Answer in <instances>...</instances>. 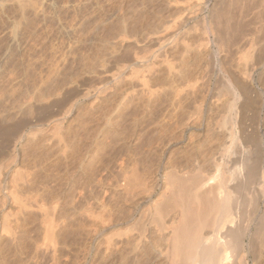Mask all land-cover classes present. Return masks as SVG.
<instances>
[{
    "label": "rangeland",
    "instance_id": "374dc122",
    "mask_svg": "<svg viewBox=\"0 0 264 264\" xmlns=\"http://www.w3.org/2000/svg\"><path fill=\"white\" fill-rule=\"evenodd\" d=\"M180 2L181 0H0V164L4 163L7 159H10L11 156L14 155V158L16 159V162L18 164L17 168L23 175V179L19 181L18 184L19 186L24 187L25 190H27L25 191L24 195L27 194L28 196L32 197L35 196V198L39 201L47 200L45 202V205L50 211L49 213L52 212V208L53 206H55L54 204L57 203L55 206L56 208L53 211L54 215L52 214L53 212L51 213V217L54 221L52 234L54 241L57 243L55 244L57 246V251L55 252L54 258H51L54 261L50 259V251L48 252L49 254L44 252V247L42 246L44 242V229L42 222L40 223V221H42L43 219L41 217V214L38 216L37 213L35 214V216L33 215L34 218L33 216L29 217L27 215L29 221H23L21 225L25 227V229L28 228L27 233L25 234L24 232V236L27 235V238L25 237L23 239L24 248H22V250L25 249L27 252L29 251V253L22 250V252L20 251L19 253H16V251L13 249H11V251L7 250L3 255L6 258L0 259L1 262L4 263L6 261V264L7 262L8 264H19L20 262V264H35V262L36 264H100V256L102 255L103 251V249H101L103 247L100 246H102L101 238L104 231L103 227L101 228L100 225L102 224L100 223V218L102 219V213L103 216L106 214L105 217H109V215L112 216L115 213L118 204V189L120 188L119 183H117L119 181L117 177L120 178V175L118 176V174H120L118 168L121 167L120 165H123L125 163L124 160L131 154V148L129 149L128 142L129 146H135H133V148L135 149L134 153L136 155H132V158L138 160L140 169H143V167L144 170L147 169L142 174L147 179V181L151 183H147L148 187L153 184L152 188H154V192L156 193V195L160 194V192L162 191L161 189L163 187V179L161 172L164 168H167L168 170L174 169V171L178 172V175L184 174L183 176L188 174L191 176L192 173L196 174L195 170L202 169V167L204 166L200 165L202 167L197 168V165L201 164V161L202 164L203 162L205 163V161L202 160L203 158L201 157H204V154H207L208 151L212 150V148L213 150L215 147L217 148V145H219L217 143L226 144L225 142H229V135H231V133L232 135H234V138L235 136L237 138H233L232 143L230 141V143L226 145L229 146L230 149L234 152V156H239L241 153L245 155V160H247V158L248 160L251 158L257 159L258 163H261L259 165L260 172L264 171V102L259 95L261 88H264V67L261 69L259 66L260 64H255L256 66H254V62L256 61L252 59L254 55L256 56L259 53H262L261 55L264 58V30L259 31L258 29L257 31L258 25L261 20L264 21V3L262 4V7V5L260 4L261 0H255V2L254 0H194L195 3L191 0L190 7L192 8L184 9V7H187V3H185V0H182L181 3ZM221 3L224 4L222 5ZM193 5H195V12L198 11L196 13V16H194L196 19H198V22H196L197 24L193 22V24L197 25H194L196 26V29L197 27L202 28L195 31L192 22H189L187 23V25L189 26H185L183 28L184 31L182 29L179 30L180 32L183 31L182 33H180V35L178 34V24H180L178 22L183 19L185 13L187 12L191 13L192 15L195 14L193 12L194 10H190L193 9ZM197 5L199 7L202 6V8L200 7L199 9ZM248 5H250L249 9ZM256 6H258V8ZM213 9H215V11ZM183 11H185V13H183ZM211 11L213 12V16L212 20H209L208 17L210 16L209 14L211 13ZM239 11L240 13H242L241 11H243L242 14L244 15H239ZM178 15L180 17L182 16L181 19ZM177 18H179L178 21L176 20ZM174 20L177 22H175ZM159 21L160 25L163 23V25H165L167 23V26L171 25L174 22L175 23L171 27L173 29H169V26V30L167 31L165 26L162 25V29V27L158 25ZM201 21L204 23H202ZM209 21H212L211 25L215 24V26H212H214L213 28H215L217 34L223 35V37L221 36L222 39L226 38L223 42L225 44H228V48L232 41L231 39H233V42L235 43L237 41L236 39L238 38L237 43H235L237 47L235 45L231 46L228 50L232 49V51L227 52V56H221V58L223 57L221 61H224V63H226L223 64V66H219L220 64L216 63L213 68L214 70L212 71L214 74L211 72V75L209 74L208 76V74H206L207 76H203L204 79L206 77H209V79H205L206 81L209 80V82H206L203 78L199 79L200 81H196V79H198V74L195 71V66H193L194 60H196L195 62L199 61L195 55V50L198 45V43L196 44V42L200 38L199 36H202L201 34L203 32L200 31H204L203 29L209 26L207 25L209 24ZM152 22L155 24L151 25ZM146 23H148L150 26ZM156 24L161 27H159V30H162L158 32L159 30L157 31L156 29H152V32L155 33L153 30L157 31L161 40L164 39L163 41H161L162 45H164L162 50H164L166 53L169 52L167 55L168 57L170 56L168 60L170 59L169 61L170 64H172V68H170V71V69H167V65L166 68L163 66L165 64L161 65V58L160 60L159 58L155 59L154 62H156L158 69L160 68V73H158L160 75L162 74V82H160V75H158L159 77H157V81H159L160 83L156 84L155 82L154 84L156 85L153 84L155 86L153 88L155 90V94L152 95L153 97L151 96L149 101L146 100V97H142V95H140L141 93H139L140 87L136 83L130 84V86L135 85L133 86L135 88H133L132 86L130 88L126 86L128 88L127 89L125 85L129 86L128 82L127 84H121L118 88L116 87L117 91L115 92L118 93L110 96V99H105L104 102L106 103H102V107H99L97 111L89 112V110L87 109L89 107L91 99H88L89 102L88 100H80V104L78 103V105L73 108V111L69 114V116H65L64 118V123L62 125L63 129L61 128L60 132L63 136L65 135L64 140H66V137H73V139H68L70 140V142H75L69 144V140H67L68 143L67 141H65L66 145L69 144L70 146L68 145V148L66 146L67 149H65V152L67 151V153H62L60 150L61 146L58 149V143L54 144L53 141V143L51 142L52 139L50 138L49 134V126L46 127L45 124H48V122L58 114L61 115L62 113H59V110L61 112L62 110L64 111L70 106L69 102H72L76 98V96H78L75 95L74 92H72V94L74 93L73 95L70 94L71 92L68 95L65 93V95L63 94L65 90H69L70 88H78L80 90V88L83 89L88 86H101V83H99L98 81L99 79H97V73L103 71L105 69L104 66L107 67L110 60L116 58L118 54L120 55L122 53L121 49L123 47V51L127 50V52L129 53L132 49L131 46L130 50L129 48H126L128 47L127 43L124 40H120V38L122 39L123 37L120 36L122 35L121 33H123L122 31L128 34H130L131 32H136V34H134V36L137 35L135 36V38L139 37V39L142 38L141 40H143V37L146 36L145 33H147L146 30L148 28V30H151L150 27L153 25L158 27ZM203 24L206 25L204 26ZM175 25L178 28H176ZM190 25L192 27V32L188 31L187 29L190 27ZM227 25L229 26V28L227 27ZM143 28H145L146 30H144ZM164 28L166 29V33ZM175 30L177 31L175 32ZM189 30H191V28ZM194 31L196 32V35ZM197 31L199 32L198 37ZM157 32L155 33L156 36L158 35ZM168 32L171 33L174 37L172 35L171 37ZM237 32L240 34L237 35ZM128 34L123 38H127ZM155 34L153 35L154 37H156ZM183 34L184 36L186 35L185 39L189 38V40L186 39L188 41V44L193 40V42L189 44L190 47H192L191 50L190 47L189 49L184 47L185 45L179 39L184 38ZM123 35H125V33ZM148 36L150 35L148 34ZM153 36L150 37L152 38ZM132 37L133 35H129L128 40L132 39ZM175 37L176 39H174ZM250 37H253V41L251 43H248L247 39ZM229 38L230 41L228 40ZM172 40L174 42H172ZM171 42L172 45H170ZM119 43H121L122 45ZM177 43L178 45L176 46L175 44ZM144 45L145 42H141L139 46L143 47ZM181 45H183L185 51L183 50ZM171 47H173V51L171 50ZM206 55H203L205 56V58L201 56L199 59L202 58V60L204 61L207 58ZM105 60H109V62ZM203 61L200 63H203ZM96 62L99 64H97ZM249 63L251 64V67H249ZM185 65H187L188 67L186 66V68ZM192 66L194 71L191 68ZM101 67L103 68V70ZM224 67H227L229 73ZM219 68L222 69V71L225 69V72H222ZM158 69L157 71H159ZM181 72H183V74H180ZM194 74L197 75L195 76ZM221 74H224L223 77L225 78V82ZM228 74H230V76H228ZM74 75H77L79 79ZM182 75L184 77H182ZM68 76L77 78L78 80H80L78 82H82L81 79H83L84 85L80 86V83L71 85L72 83H68V89H66L67 86H65L63 92L58 91L57 94L53 92L55 94L53 95L51 90L55 83L61 82ZM228 77H230L229 80L231 81V83H229L230 81L227 80ZM235 77L238 80L236 79L235 81ZM168 78L170 79V81H168ZM202 80L206 82V84L204 82H201ZM232 80H234L233 83ZM235 82L237 83V85L238 83H240L238 86L241 85V89L245 88L247 90L245 92V98L242 97L243 94L238 92V90H232L235 85H230L234 84ZM120 87H124L127 90L126 91L124 88L121 89L122 94L124 90L125 92L129 91L128 96L130 97V99H134V103H136V105H141L143 103L144 105L134 106V108L131 102L127 104L126 109L125 107H122V109V105L120 106V101H122L120 100L122 98H120L121 96L119 95L121 94ZM131 88L135 89L134 92ZM207 88L210 90L212 89L211 92H209L210 90H208ZM192 89H194V91H192ZM206 89L208 90V94ZM234 90H236V87L234 88ZM48 92L51 93V95H53L54 97H51V95L50 98L48 96V98L45 97L48 99L47 101V99L42 97ZM165 92L167 95L165 94ZM167 92L169 93V95ZM193 92L195 96L193 95ZM200 92L201 94H199ZM233 92H236V95ZM58 94L60 95L58 96ZM116 94L120 101L117 100V97H115ZM137 94L138 96L140 95L139 98H137ZM205 94H207L208 96ZM154 95L157 96V98ZM176 95L178 97H176ZM210 95L214 97L210 98ZM169 96H171V98L167 99L169 98ZM234 97L236 100L234 99ZM112 98L116 103L111 102L113 100ZM208 99L211 100L207 102ZM231 99L233 105H231ZM107 100H111L110 103L108 102V106H106ZM176 100L178 103L176 102ZM117 101L119 102L117 103ZM137 101H139L138 104ZM197 101L198 103H196ZM58 102H62V105H60ZM115 104H118L120 106L119 108V106L117 105L120 110L122 109L121 112L120 110H118V108L115 107ZM197 104L198 106H201L200 108L203 107L202 110L200 109V112H198V115L200 113V116L195 114L197 113L195 111L198 110H195ZM128 105L130 106V108H128ZM147 105L150 107H148ZM229 105L233 107L232 111L231 109H228V107H230ZM236 106L238 109L236 108ZM112 108L116 109L115 111L120 112L118 113L119 116L116 114L117 112H113L114 109ZM130 109L132 110V112L127 113L131 111ZM149 109H151L152 111ZM91 112L94 113L92 114ZM179 112L181 113L179 114ZM191 112L194 116L191 115ZM126 114H128V116ZM130 114L132 115L130 116ZM97 115H100L98 121H93L95 120V118H98ZM116 115L117 117H115ZM117 118H119L120 120L118 119V121H116ZM196 118H198L199 120H197ZM115 122L117 124L116 126ZM180 122L182 125L180 124ZM196 125L199 126L200 129L199 127L194 128L196 127ZM117 126H119V129ZM41 129L48 131L42 132ZM31 130L37 133L35 134L32 131L35 134L34 135L33 133H31ZM40 131L42 132V134H40ZM88 134L89 136L91 134V139H87V141L84 140L85 142H81L79 138H81L82 140L83 135ZM6 136L7 138L9 136V138L6 139ZM131 136L132 138H134L132 139ZM227 137L229 138V141L227 140ZM40 138L43 141H41ZM44 138H46V140H44ZM185 138L190 139L186 141L187 139ZM192 138L193 141L190 142ZM49 139H51L50 142ZM48 142L51 143V146ZM52 144L56 146L54 147ZM74 148H76V150L77 148H79V155L77 156L81 155V161L80 157L75 158L77 162L75 160H73L75 162L71 160L70 157L74 154L68 151L70 150L71 152H75ZM57 149L59 151H57ZM138 152H140V154ZM66 154L67 156L69 155V157H66ZM139 155L142 157V161ZM123 156L127 157L124 158ZM205 158L206 156L204 157V159ZM96 159H98V162H96ZM168 160H170L171 162L169 161L168 163ZM175 160L176 162L174 163ZM209 160H206V167L204 168V170L208 171L209 174H211L213 172V167L211 165L209 166V164L212 163ZM70 161L73 162V164ZM146 164L148 165L144 166ZM184 170L188 173L185 174ZM204 170L202 169V172ZM147 171L149 174L147 173ZM202 172L198 171L197 173L204 175V173ZM208 172H206L205 175H207ZM27 178H31V180ZM69 181H71L72 184H69ZM117 184L119 188L117 187ZM27 185L29 186L27 187ZM114 185L117 187V189ZM119 190H121V188ZM250 192L244 198L247 199L248 196L250 198L253 191L250 190ZM141 197V195L140 197L138 196V198ZM249 198L247 200H249ZM245 200L244 203L249 202ZM263 203L264 202H261V205L259 204V206L263 207ZM248 204L244 205L250 206L248 210H250V208L252 209V203ZM112 206L113 209H110L112 208ZM247 206H245V208H247ZM83 209L86 212H84ZM104 210H106L107 212ZM23 211L25 215H22L23 212L19 215L20 217L22 216V220L23 218L26 219V214H28L27 212L30 210L29 208H26ZM25 211L27 212L25 213ZM30 219L32 221H30ZM25 240L29 241L27 242ZM31 241L36 242L39 247L41 246L43 250L41 248V250L39 249L38 252L40 254H37V252L35 253L34 248L32 249L29 247V243H32ZM25 242H27L28 244L26 243L25 245ZM45 243L46 242H44V244ZM25 246L32 249V253H30L31 250L29 248L27 250ZM100 250L101 252H99ZM262 255L263 256H261L260 254L261 259L257 258L258 260L255 264H264V251L262 252ZM1 262L0 264H3ZM250 264L252 263L250 262Z\"/></svg>",
    "mask_w": 264,
    "mask_h": 264
},
{
    "label": "bare ground",
    "instance_id": "6f19581e",
    "mask_svg": "<svg viewBox=\"0 0 264 264\" xmlns=\"http://www.w3.org/2000/svg\"><path fill=\"white\" fill-rule=\"evenodd\" d=\"M192 1L194 2V0H192ZM198 1H201V0H198ZM181 2H182V0H181ZM190 2H191V0H185V3H187L186 4L187 7L183 6L184 9L192 8V7H190V4H191ZM254 2H255V0H254ZM263 3H264V0H261L260 4L262 5ZM250 4H251V2H250ZM260 4H258V5H260ZM249 6L250 5H248V9H249ZM194 7H195V5H193V9H190V10L193 11L195 9ZM197 7H199V6L197 5ZM200 7L202 8V6H200ZM200 7H199V9H200ZM256 7L258 8V6H256ZM262 7H263V5H262ZM199 9H197V10H199ZM246 9H244V10H246ZM190 10H189V12H190ZM203 10H205V9H203ZM213 10L215 11V9H213ZM258 11H259V9H258ZM193 12L195 14L192 15L191 13L187 12L188 13L187 14V13H185V11H183V13H185V16L183 17V19L180 22H178V23H180V24H178L179 25L178 31L181 30V29L183 30V28L185 26H189V25H187V23H189V22H192V24H193V22L194 23L198 22V19H196L194 17V16H196V13L198 11L195 12V10H194ZM241 12L243 13V11H241ZM242 13H240V11H239V15L242 14ZM252 13H253V11H252ZM214 14H216V13H214ZM247 14H249V13H247ZM209 15H210L208 17L209 20H212L213 12L211 11V13ZM242 15H244V14H242ZM181 17H180V19H181ZM178 19L179 18H177L176 20L178 21ZM218 20H216V21H218ZM160 21H159L158 25H160ZM177 21H175V22H177ZM257 22H256V25H257ZM174 23H172V24L170 23L171 24V25H169L170 27L167 26V23L165 25H163L164 24L163 23L160 26L162 27V29H163V26H165L167 31H168L169 29H171V30L173 29L171 27H172V25H174ZM202 23H204V22H202ZM208 23L209 24H207V25H209V26H207V28L205 27L203 29L204 31H200L199 30L200 32H203V33L201 34L202 36H199L200 38L196 42V44L198 43V45H197V48L195 47L196 50H197V51L195 50V55H196V58H198V60H199L198 62H195L196 60H194V63H193L194 64L193 66H195V68H196L195 71L198 74V76H197L198 79H196V81L197 80L200 81L199 79H202V78L204 79L203 76H205L206 74H208V76H209V74L214 70L213 68H214V65H216V63H219L220 64L219 66H221V65L223 66V64H225L226 62L224 63V61H221L222 58H223V57L221 58V56L222 55L227 56L226 53L229 52V51L230 52L232 51V49L231 50H228V49H230V47L233 46V45L236 46L235 43H237V41H238V38L235 36L237 38L236 39L237 41L234 43L233 39H231L232 41H231V43L229 45V48H228V44H225L223 42L226 38L222 39L223 35L217 34L215 28H213L215 26V24H212V25H214V26H212L211 25L212 21H209ZM146 24L149 25L148 23H146ZM152 24H155V23L152 22L151 25ZM196 24H193V27H194L195 31L197 29L202 28V27H200V28L197 27V29H196L195 28L197 26ZM194 25H196V26H194ZM153 26L150 27L151 30H148L149 29L148 27H147L148 29L146 30L145 29L146 25H145V28H143V29L146 30L147 33L143 32L146 35L145 37H143V40H141L142 38L139 39V37L135 38V36H137V35L134 36V34H136V32H131L130 31L131 33L128 34V33L124 32V31H122L123 33H121L122 34V35H120L121 37L122 36L124 37L127 34H128V36H127V38H123L122 37V39L120 38V40H124L127 43L128 47H126V48H129V50H130L131 49L130 46H131L132 49L130 50V53H129V52H127V50L123 51V49H124V47H123L121 49L122 53L120 55L118 54V56H116V58H114L112 60H110V58H109L110 62H109V60H105V61L109 62L108 66L107 67L104 66L105 67L104 70L101 67L103 71H100L99 73H97L98 74L97 75V77H98L97 79H99L98 81H99V83H101V86H98V87H96V86H88V87L83 88V89L80 88V90L78 88H70L69 90H65V92L63 94L66 93L68 95L70 92H71L70 94H72V92H74L75 95H78V96H76V98L72 102H69L70 106L65 109L66 111L64 110L65 112L63 110H62V112L59 110V113H62V114L61 115L58 114L56 117H53L52 120L48 122V124H45L46 127L49 126V134H50V138L52 139V140L49 139V142L51 140V142L53 141L54 144L58 143V149L61 146L60 150H61L62 153H67V151L65 152V149L68 148L69 144H72V142L73 143L75 142V141H71L70 142V140L68 139V138H72L73 139V137H68V138L66 137V140H64V138H65L64 136L65 135L63 136L62 133L60 132L61 128L63 127L62 125L64 123V118H65V116H69V114L73 111V108H75V106L78 105L80 100L91 99V102H90L89 107L87 109L89 110V112L90 111H97L99 109V107H102V103H104V104L106 103V102H104L105 99H110L109 98L110 96H113V95H115V93H118V92H115V91H117L116 87L118 88L121 84H124V83L127 84L128 82H129V86L125 85V87L127 86V87L130 88L132 86V85L130 86V84L136 83L140 87L139 88L140 89L139 93H141L140 95H142V97H144V98L146 97V100H148V101L150 100V97L153 94H155L154 93L155 90L153 89L155 87L154 85H156L157 83L162 82V79H161V75L162 74L161 75L159 74L160 73V70H159L160 68L158 69L156 62H154L155 59L159 58V60H160V58H161V61H160L161 65L165 64V65H163L165 68H166V65H167L168 66L167 69L172 68V66H171L172 64H170V61H169L170 59L168 60V58L170 56L168 57L167 54L169 52L166 50L168 52V53H166L164 50H162L164 45H162L161 41H163L164 39L161 40V38L159 37V33H158L162 29L159 30L161 28L160 26H158V27L154 26L156 28H154ZM168 27H169V29H168ZM227 27L229 28L228 25H227ZM255 27H257V26H255ZM176 28H178V27L176 26ZM190 28H191V30H189ZM236 28H237V26H236ZM263 28H264V21L261 20V22L258 25L257 31H258V29H259V31H263L264 30ZM152 29H156L157 31L159 30L158 32L153 30L155 33L156 32L158 33L157 36L159 38L156 36L155 33L152 32ZM166 29H165V33H166ZM187 29H188V31L192 32L191 25ZM226 30H228V29H226ZM176 31L177 30H175V32ZM218 31H222V30H218ZM127 32H129V31H127ZM182 32L179 31L178 34H180ZM124 33H125V35H123ZM161 33H164V32H161ZM198 33L199 32L197 31V37H198ZM148 34L150 36H153L155 34L156 37L153 36L151 38L150 36H148ZM169 34H170V36L172 35L171 33H169ZM224 34H226V33H224ZM239 34L240 33H238L237 35H239ZM129 35H131V36L133 35V37L135 39L132 37L133 41H132V39H130L131 41L128 40L129 39ZM180 35H177V36H180ZM195 35H196V32H195ZM234 35H235V33H234ZM166 36H165V39H166ZM230 36H232V35H230ZM183 37L184 38H179V39L185 45L184 47L189 49V47H190L189 44L191 42H193L192 39L194 37L191 39L192 40L191 42L189 41L190 42L189 44H188V41H187V40H189V38H186L187 39L186 40L185 39L186 35L184 36V34H183ZM174 39H176V37ZM169 40H170V37H169ZM228 40L230 41V38ZM229 41H228V43H229ZM247 41H248V43H251L253 41V37L248 38ZM141 42H145V45H144L145 47L144 46L143 47L139 46ZM172 42H174V41L172 40ZM172 42H171L170 45H172ZM163 43H165V42H163ZM119 44H121V43H119ZM175 45L177 46L178 43L175 44ZM181 46H182L183 50L185 51V48L183 47V45H181ZM193 46H194V44H193ZM191 48L192 47H190V50H191ZM119 49H120V46H119ZM172 49H173V47H171V50ZM198 49H200V50H198ZM263 49H264V47H263ZM171 50H170V53H171ZM175 50H177V49H175ZM119 52H120V50H119ZM202 54L203 55L207 54L206 55L207 58L204 61L202 60V58L199 59L201 56H203ZM261 54L259 53L256 56L254 55V57L252 59H254L256 61V62H254V66H256L255 64H260L259 66L262 69L264 67V58H263V56ZM190 55H192V54H190ZM112 58H113V56H112ZM194 58H195V56H194ZM203 58H205V56H203ZM225 58H227V57H225ZM201 60L203 61V63H200V62H202ZM192 61H190V62H192ZM228 61H229V59H228ZM197 63H200V64H197ZM97 64H99V63H97ZM102 66H103V64H102ZM186 66L187 65H185V67ZM193 66L191 67L192 69H193ZM228 66H230V65H228ZM249 67H251V64H250ZM224 68H226L227 72L229 71L227 69V67H224ZM228 68H230V67H228ZM157 69L159 71H157ZM92 70H93V68H92ZM220 70L222 71V69H220ZM96 71H97V68H96ZM170 71H171V69H170ZM193 71H194V69H193ZM198 71H199V73H198ZM223 71L225 72V69ZM92 72H94V71H92ZM186 72H188V71H186ZM230 72H232V71H230ZM173 73H174V71H173ZM180 74H183V72H181ZM230 74H228V76H230ZM158 75H160V82L157 81V79H158L157 77H159ZM221 75L223 77L224 74H221ZM74 76H77V75H74ZM195 76H194V78H195ZM247 76H249V75H247ZM182 77H184V76L182 75ZM236 77H235V81L237 79ZM77 78H78V76H77ZM77 78H75V77L73 78V76L66 77L61 82L55 83V85L52 87L51 92L52 93L54 92L55 94H57L58 91H62L63 92L64 91L63 89L65 88V86H67L68 83H72L71 85L80 83V86H83L84 85V80L81 79L82 82H78L80 80H78L79 78L78 79ZM175 78H173V79H175ZM177 78H178V76H177ZM180 78H181V76H180ZM206 78L209 79V77H206ZM229 78L230 77H228V79H227L228 81H230ZM243 78H244V76H243ZM224 79L225 78L223 77V80ZM218 80H220V79H218ZM168 81H170V79ZM155 82H156V84H154ZM201 82H204V81L202 80ZM206 82H209V80L206 81ZM206 82H204V83L206 84ZM224 82H225V80H224ZM233 82H234V80H232V83ZM215 83H216V81H215ZM229 83H231V81ZM239 84L240 83H238V85ZM233 85H235V87H236V90H234L235 87L233 89L231 88L233 91H237L238 90V92L243 94L242 97L246 96L245 92L247 90L244 88L246 86L242 87L244 89H241V87H240L241 85L238 86L236 82L234 84H231L230 86H233ZM133 86H135V85H133ZM123 88L120 87V92H121V89H123ZM133 88H135V87H133ZM133 88H131V89L134 92L135 89H133ZM66 89H68V86L66 87ZM207 89H206V91H207V94H208V90H210V89H208V90ZM231 89H229V90H231ZM125 90H124L123 94L121 92L123 97H122L121 94H119L121 96L120 98H122L120 100H122V101L119 100V98L117 97V94L115 96V97L118 98L117 100H119L121 102V104L119 103L120 106L122 105L121 108L125 107V109H126L127 104H129L131 102H132L131 104L133 105V107L134 106H139L140 104L136 105V103H134V99H130V97L128 96V92L129 91L125 92ZM211 90L209 92H211ZM192 91H194V89H192ZM176 92H177V90H176ZM238 92H237V96H238ZM54 93H53V95H55ZM172 93H173V91H172ZM233 93H235V95H236V92H233ZM165 94H166V92H165ZM199 94H201V92ZM207 94H205V95H207ZM230 94H231V92H230ZM50 95H51V93L48 92L47 94H44L42 98H45L47 96L50 98ZM53 95H51V97ZM59 95L60 94H58V96ZM168 95H169V93H168ZM193 95L195 96L194 92H193ZM211 95H213V94H211ZM211 95L209 97L213 98L214 96H211ZM259 95L261 96V98L263 99V102H264V88L263 87L261 88ZM134 96H136V95H134ZM139 96L137 94V98H139ZM171 96H169V98H167V99H170ZM237 96H236V98H237ZM239 96H240V94H239ZM155 97L157 98V96H155ZM176 97H178V96L176 95ZM47 98H45V99H47ZM234 99H235V97H234ZM210 100L211 99H208L207 102H209ZM47 101H48V99H47ZM110 101L111 100H107L106 106H108V102L110 103ZM119 101H117V103ZM205 101H206V99H205ZM88 102H89V100H88ZM111 102L112 103L115 102L114 99ZM138 102L139 101H137V104H138ZM176 102H177V100H176ZM199 102H201V101H199ZM58 103L60 105H62L61 104L62 102L61 103L58 102ZM146 103H147V101H146ZM196 103H198V101ZM231 103H232V99H231ZM109 105H111V104H109ZM117 105L115 106L116 108H118ZM141 105H144V103L141 104ZM231 105H233V103ZM231 105H229L230 107H228V109H231V111H232L233 107H231ZM120 106H119V108H120ZM148 107H150V106H148ZM200 107L201 106H198V104H197V107H195V110H197V109L198 110L195 111V112H197L195 114L198 115V112H200V109L202 110L203 107L202 108H200ZM119 108H118V110H120ZM128 108H130V106ZM184 108H183V110H184ZM236 108H237V106H236ZM104 109H105V107H104ZM112 109H114V108H112ZM137 109H139V108H137ZM226 109H227V107H226ZM115 110L116 109H114L113 112L116 113L117 111H115ZM121 110H120V112H121ZM134 110H136V109H134ZM147 110H146V112H147ZM149 110H151V109H149ZM209 111H210V109H209ZM235 111H237V110H235ZM120 112L118 111L116 114L118 115V113H120ZM131 112H132V110L130 112H127V113H131ZM91 113L93 114L94 112H91ZM180 113L181 112H179V114ZM117 115L115 117H117ZM126 115L128 116V114H126ZM131 115L132 114H130V116ZM191 115H192V112H191ZM99 116H98V118H95V120H93V121H98ZM192 116H194V115H192ZM198 116H200V113H199ZM198 118H196V119L199 120ZM118 119L119 118H117L116 121H118ZM133 119H134V117H133ZM121 122H119V123H121ZM181 122H180V124H181ZM131 123H132V121H131ZM116 125L117 124L115 122V126ZM122 125H125V124H122ZM184 126H185V124H184ZM117 127L119 129V126H117ZM197 127H199V126L196 125V127H194V128H197ZM120 129H121V127H120ZM126 129H127V127H126ZM199 129H200V127H199ZM32 131L33 130H31V133L34 132V131L33 132ZM41 131L43 132L45 130L41 129ZM47 131H45V132H47ZM181 131H182V129H181ZM42 132L40 134H42ZM132 134H134V133H132ZM92 135H93V133H92ZM166 135H168V134H166ZM122 136H123V134H122ZM91 137H92L91 134H90V136L88 134V135H83V139L82 140H81V138H79V139H80L81 142L82 141L85 142L84 140H86V141H87V139L90 140ZM179 137H180V135H179ZM229 137H230V141L232 143L234 135H232V133H231V135H229ZM5 138L8 139L9 136H8V138H7V136ZM125 138H126V136H125ZM131 138H132V136H131ZM190 138H188V139L185 138V139H187L186 141H188ZM235 138H237V137L235 136ZM180 139H181V137H180ZM228 139L229 138L227 137V140ZM44 140H46V138H44ZM67 140H69V144L68 145H66V142H65ZM172 140H173V138H172ZM41 141H43V140L41 139ZM175 141H178V140H175ZM192 141H193V138H192V140L190 142H192ZM230 141L229 142H225V143L228 144V143H230ZM132 142H133V140H132ZM40 143H42V142H40ZM67 143H68V141H67ZM36 144H37V142H36ZM49 144L51 146V143H49ZM54 144H52V145L54 146ZM80 144H82V143H80ZM133 144H135V143H133ZM217 144H219L220 146L217 145V148L215 147L214 150L212 148L211 151H208V153L210 152L209 154L205 153L206 154L205 155L203 153L204 157L206 156L205 159L209 160L211 158L209 161H211L213 163L212 164L210 162L211 164H209V161H208L209 166L211 165L213 167V172L212 173L210 172L211 174H209L208 171L204 170V168L206 167L205 166L206 165V160L204 159V157H201V158H203L202 160H204L205 163L203 162V164H202V161L200 160L201 164L197 165L198 166L197 168H199V167L201 168L204 165L202 167V169L204 170L203 172H202V169H199V170L197 169L199 172L201 171L202 173H204V175L197 173L198 171L195 170L196 174L192 173L193 175L191 174V176L189 174L183 176L184 174L183 175L182 174L178 175V172L174 171V169L173 170H170V169L168 170L167 168H164L163 171L161 172L162 173V179H163V187L161 189L162 191L160 192V194L156 195V193L154 192V188H152L153 184L151 186H149L150 187L149 188L148 185H147V183H149V182L147 181V179L142 174L147 169L144 170V167H143V169L139 168L138 160L135 159V158H132L133 157L132 155H136L134 153V150H135L133 148L134 145L129 146V142H128V147H129V149L131 148L130 149L131 150V154H130L131 156L130 155L128 157L127 156H125V157L123 156L124 158H126V157L127 158L124 160L125 163L123 165H120L121 167L118 166L119 167L118 169L120 171L119 172L120 174H118V176L120 175L119 176L120 178H118L116 176L117 179H119V181L117 179L116 180L118 181L117 183H119V186H120L121 190H119L120 188L118 187V184H117V187L119 188L118 189L119 193L117 191V193H118V196H117L118 204L116 203L117 207H116L115 213L112 216L109 215V217L108 216L105 217V215H106L105 213H104L105 214L104 216H103V213H102V216L100 215L102 217V219L100 218L101 221L99 220L100 223H102L100 225H101V228L103 227V229H104L103 233L101 232L102 233V238H101L102 239V243H101L102 246H100V247H103V248H101V249H103V251H102V255L100 256V259H101L100 262H99L100 264H250V262L252 264H255L257 262V260L261 256H263L262 252L264 251V206L263 205H262L263 207L259 206V204L261 202H264V173H263L264 171L260 172L259 165L261 163L259 164L258 160L257 159H253V158H251L249 160L247 158V160H245L244 159L245 155H243L241 153H240L239 156H234L235 154L230 149L229 146H227L226 144H223V143H222L223 145L220 144V143H217ZM66 146H67V148H66ZM214 146H215V144H214ZM79 148H77V150H76V148H74L75 152H71L70 150L68 151V152L74 154L72 156L70 155L71 156L70 158H71L72 161L75 160L76 157L79 158L81 156V155L77 156V155H79V152H78ZM47 149H49V148H47ZM58 149H57V151H59ZM209 150H210V148H209ZM244 152H242V153H244ZM138 153L140 154V152H138ZM200 153H201V151H200ZM60 155H62V154H60ZM120 155H122V154H120ZM207 156H210V157H207ZM66 157H69V155L67 156V154H66ZM98 157H99V155H98ZM139 157H141V156L139 155ZM120 158H122V157H120ZM207 158H209V159H207ZM81 159H82V157H80V161H81ZM140 159L142 161V157ZM7 160H6L7 162L5 161L4 163L0 164V259H2V258L5 259L6 258L3 255H4V253L7 250L11 251V249H13V250L16 251V253L17 252L19 253L22 250V248H24V240L23 239L25 237L27 238V235L26 236H24V235L27 233L28 228L26 227L27 229H25V227L21 226L22 222L23 221H26V222L29 221V218L27 217V215L29 217L30 216L32 217L33 215L35 216V214H37V213H38V216L41 214V217L43 219L42 221H40V223L42 222V224H43L44 242H46L45 244L43 242V245H42L44 247L43 248L44 252L48 253L50 251L49 252L50 254L48 253L51 256L50 259L54 258L55 252L57 251V249H56L57 246L55 244H57V243L53 239L52 228L54 226V224H53L54 221H53L51 216H52V214L54 215L53 211L55 210V208H56L55 206H56L57 203L54 204V202H53V204L55 206H53V208H52V212L53 213L51 212L52 213L51 214V213H49L50 211L47 209V206L45 205V202L47 200L46 201L43 200L44 202L41 200L42 201L41 202V201L37 200L35 198V196L32 197V196H28L27 194L24 195L25 191H27V190H25L24 187H21L18 184V182L23 179L22 178L23 175H22L21 171L17 168L18 164L16 162V159L14 158V155L11 156V158L7 159ZM97 160L98 159H96V162H98ZM170 160H168V163H169ZM75 161H73V162H75ZM180 161H181V159H180ZM73 162H71V163L73 164ZM175 162H176V160L174 161V163ZM178 162H179V160H178ZM197 162H199V161H197ZM140 164H141V162H140ZM147 165L148 164H146L144 166H147ZM169 165H171V164H169ZM177 165H178V163H177ZM179 165H180V163H179ZM200 165H202V166H200ZM163 166H164V164H163ZM149 168H151V167H149ZM205 171L208 172L207 175H205V173H206ZM261 171H262V169H261ZM184 172H185V174L188 173L185 170H184ZM147 173H148V171H147ZM148 177H149V175H148ZM27 179L31 180V178H27ZM153 180H154V178H153ZM70 183L72 184L71 181H69V184ZM149 184H151V183H149ZM28 186L29 185H27V187ZM117 187H116V189H117ZM249 189L252 190L253 192H252L250 198L248 196L249 200H247L248 198L246 199L244 197H246L249 194V192H250ZM140 195L142 197L138 198V196L140 197ZM245 199L247 201H249V202H245L244 203ZM105 201H106V199H105ZM248 203H252V205H251L252 209L250 208V210H248V208L250 206L244 205V204H248ZM245 206H247V208H245ZM26 208L27 209L29 208L30 211H28V212L25 211V213L27 212L28 214H26V219L23 218V220H22V218H21L22 216L20 217L19 215L22 212H23L22 213V215H23L24 214L23 210L26 209ZM110 209H113V206ZM104 211H106V210H104ZM84 212H86V211L84 210ZM34 216H33V218H34ZM30 221H32V220L30 219ZM33 224H34V221H33ZM32 230H33V228H32ZM24 232H25V234H24ZM95 233H96V231H95ZM28 234H30V233H28ZM33 234H31V235H33ZM28 236H30V235H28ZM100 237H101V235H100ZM29 240H32V239H29ZM25 241H27V240H25ZM27 242H25V245H26ZM99 244H100V242H99ZM29 247L32 248V249L34 248V251H35V253L37 252V254L39 253L38 251L41 248V246L39 247V245H37V243L34 242V241L32 243H29ZM100 247H99V249H100ZM112 247H113V249H112ZM28 248H27V250H28ZM32 249H30L31 250L30 253H32ZM22 251H26V250L24 249ZM99 252H101V250ZM27 253H29V251ZM41 253H43V252H41ZM260 254H261V256H260ZM13 255H15V254H13ZM4 259H3V261H4ZM9 260H11V259H9ZM33 260H35V259H33ZM51 260H53V259H51ZM31 261H30V263H31ZM37 261H39V260H37ZM0 262H1V260H0ZM1 263H3V262H1ZM4 263L6 264V261ZM7 264H8V262H7ZM35 264H36V262H35Z\"/></svg>",
    "mask_w": 264,
    "mask_h": 264
}]
</instances>
